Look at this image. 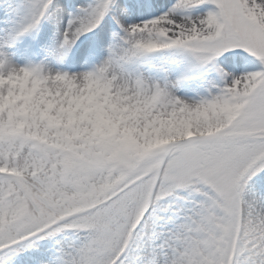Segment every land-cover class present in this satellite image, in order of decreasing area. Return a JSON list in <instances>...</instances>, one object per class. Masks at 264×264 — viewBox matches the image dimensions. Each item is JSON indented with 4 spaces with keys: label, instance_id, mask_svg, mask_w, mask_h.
Returning a JSON list of instances; mask_svg holds the SVG:
<instances>
[{
    "label": "snow or ice",
    "instance_id": "obj_1",
    "mask_svg": "<svg viewBox=\"0 0 264 264\" xmlns=\"http://www.w3.org/2000/svg\"><path fill=\"white\" fill-rule=\"evenodd\" d=\"M0 264H264V0H0Z\"/></svg>",
    "mask_w": 264,
    "mask_h": 264
}]
</instances>
